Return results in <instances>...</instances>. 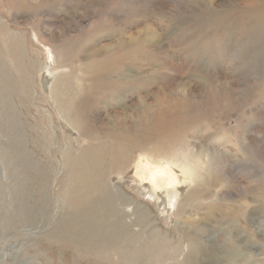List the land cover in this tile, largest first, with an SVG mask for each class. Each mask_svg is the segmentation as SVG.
Returning <instances> with one entry per match:
<instances>
[{
	"label": "rangeland",
	"instance_id": "1",
	"mask_svg": "<svg viewBox=\"0 0 264 264\" xmlns=\"http://www.w3.org/2000/svg\"><path fill=\"white\" fill-rule=\"evenodd\" d=\"M213 1L0 0V264H264V0ZM163 92L189 105L142 113ZM202 146L175 204L142 185L143 156ZM75 182L104 242L76 227Z\"/></svg>",
	"mask_w": 264,
	"mask_h": 264
},
{
	"label": "bare ground",
	"instance_id": "2",
	"mask_svg": "<svg viewBox=\"0 0 264 264\" xmlns=\"http://www.w3.org/2000/svg\"><path fill=\"white\" fill-rule=\"evenodd\" d=\"M91 1L93 2L95 0H91ZM217 2H218V0L213 1L212 4H215ZM206 3H207V1H206ZM203 6L206 7L204 4H203ZM207 7H209V6H207ZM1 30H2V32H6L4 28H2ZM147 30H148V28H147ZM157 37H159V36H157ZM148 41L150 43L154 44L157 47L160 45V43H158V40H156V38L148 39ZM177 89H178L179 92L184 93L185 91H187L189 89V86L188 87L187 86L182 87V85H180V86H177ZM174 92H176V91H174ZM160 96L157 98V100H156V102L154 104H150L149 103L150 105L145 104L144 100L141 99V101H140L141 103L140 104H143V107H144L142 113H144L146 115H149L151 117H155V118L158 117L159 115H161V113H164L165 115H171V113H175L176 111H178L179 108H181L183 105H185V104L188 103V100L187 99L183 98L181 101H177V100L174 99L175 96L171 97L172 95L171 94H168L166 92H163ZM188 105H189V103H188ZM67 108H68V106H67ZM136 112H138V111H136ZM142 116H143V114L141 116H139V117H142ZM261 134H263V133H261ZM259 141H260V139H259ZM247 143H248L247 140H244V143L243 144H245V146H246ZM245 148H247V147H245ZM198 150H200L199 153L196 154V155H193L191 157V158H193V160L192 159H187L188 158V154H184V153L182 155H180V156L177 155V154L176 155L175 154L167 155L166 156V160L164 162H159L160 160L159 161H154V159H153L154 157L153 156H143L142 159H141L140 167H139V170L143 169V173L140 176H138L141 179L142 185L145 186L146 188H148L153 195H156L157 196V200L159 202L164 203V204H175V202L177 201V198H178V195H179L180 190H182L184 187H186L189 184V182H188L189 180H187V179L188 178L197 179V175H198L197 172L199 173L201 171L200 169L203 167V164H205L204 162L201 161L202 160L201 157H203V154L205 152L204 151V147L202 146ZM124 151H126V150H124ZM124 153H122V154H124ZM211 154H212V152H211ZM126 157H127V155H126ZM184 157H186V160L183 159ZM100 161H101V158L100 157H95L94 159L88 160L86 162L87 164L85 166V167L88 168V170L90 172L92 171L95 174L94 175L95 176L94 177V183H96L95 184L96 190H99L102 187L101 184H99V185L97 184V180H98L97 178L101 174V170L99 168ZM121 161L124 163V161H126V160L125 159H122ZM220 162H221V158L219 157V155L217 153L213 152V155L211 156L210 161H209V168L212 165L218 164ZM120 164H122V163H120ZM78 185H79V183L76 184V182H75L74 183V190L72 192H69V193H71L70 196H73V199H71L72 206L76 210L80 211L79 218H77V225H76V227L77 228L80 227V228H84L85 230H88V233L87 234H89V238L90 239L95 240V241L103 240V242H104L105 241L104 238H106L107 235L104 234L101 231L98 232V231L94 230V228H100V227L99 226L98 227L91 226L92 224L90 223V221H92V220H90V217H93V216H95L97 219H100L101 221H104L103 219H101L102 215H101L100 211H96V209H95L96 208V205H95V203L92 202V200L90 198L91 196L86 195V194H83V193H81V191L75 190V187H77ZM81 185H82V183L80 184V186ZM93 185H92V187H93ZM103 195H106V196L109 195V197H110L111 196V193L109 191H106V194H102L101 196H103ZM105 199H106V197H105ZM116 201L113 198L112 201H111V203H115ZM117 212H119V210ZM134 212H136V214H137V216L134 218V220L132 222L134 225L135 224H138L136 226H140V224H141V226H143L142 224L149 220V217H150L149 214L146 213V212H142L140 210V208L134 210ZM250 219H251L252 223L255 224V226L258 227L259 233H262V231L264 232V220L262 218H261L262 220L261 219H258V218H250ZM100 220H98V221H100ZM100 224L103 227L104 225H102V224H105V223L102 222ZM258 225L260 227L262 226L263 227L262 228L263 230H261V228ZM202 226H203V229H205V230L207 229V226L202 222L201 219H193V221H191L190 228L187 229L186 232L188 234L192 235V237L198 238L199 233H197V231L198 230H202ZM80 228H78V229L80 230ZM157 233L158 232L156 231V232H154L152 234L151 237H153L154 235H157V238H155V239L151 238V239H153V240L150 241L151 242V245L155 249L161 247V249H164V250H167L168 251L169 248H168V244L166 243L165 239H163ZM106 242H109V241H106ZM114 250H116V249L114 248Z\"/></svg>",
	"mask_w": 264,
	"mask_h": 264
}]
</instances>
